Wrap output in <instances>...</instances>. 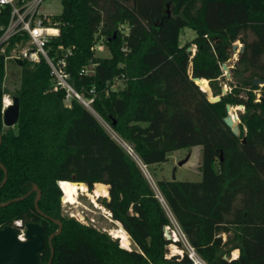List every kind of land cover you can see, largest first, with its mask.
<instances>
[{"label": "trees", "instance_id": "obj_1", "mask_svg": "<svg viewBox=\"0 0 264 264\" xmlns=\"http://www.w3.org/2000/svg\"><path fill=\"white\" fill-rule=\"evenodd\" d=\"M59 3L51 17L59 33L50 44L70 50L68 82L91 98L90 110L74 97L64 103V91L54 87L43 60L24 62L14 71L11 94L18 100L17 119L3 127L6 73L0 56V204L8 201L0 205V228L40 222L37 264L47 263L50 249L49 264H194L179 240L163 236L168 211L204 264H264V87L251 84L264 80V0ZM183 28L194 36L180 45ZM236 40L242 50L225 79L220 66ZM99 44L108 56L95 55ZM84 68L89 71L81 73ZM191 77L206 81L218 100L209 101ZM115 81L121 86L112 87ZM226 105L242 107L237 134L223 121ZM191 146L201 149L199 180L158 178L160 201L139 163L159 164ZM3 177L0 168V182ZM56 181L82 182L88 192L96 183L106 185L107 198L96 201L134 248L62 215ZM56 220L60 230L48 243ZM171 243L180 255H167ZM234 249L238 254L230 258Z\"/></svg>", "mask_w": 264, "mask_h": 264}, {"label": "built area", "instance_id": "obj_2", "mask_svg": "<svg viewBox=\"0 0 264 264\" xmlns=\"http://www.w3.org/2000/svg\"><path fill=\"white\" fill-rule=\"evenodd\" d=\"M43 1L0 0V56L3 71L4 73L16 72L20 70L24 62L38 63L43 60L47 65L48 74L54 87L64 91V103L68 105L69 99L74 97L90 110L91 98H83L68 82V73L65 67L70 50L68 48H53L50 44L51 40L58 36L59 30L51 20L53 14L47 13L41 7ZM88 71L87 68H84L81 73ZM89 92L91 93L92 89ZM4 106L2 103V108ZM126 148L131 153L130 149ZM142 166L144 167V165ZM107 213L108 216L105 218L111 219L110 213L108 211ZM75 214L70 213L69 216L80 223H87L82 213ZM88 221L92 222V219L89 218ZM14 225L20 227V221H14ZM22 236L23 234L20 232L18 234L20 240H23ZM189 249L190 255L193 250L190 247ZM189 258L192 259L191 256Z\"/></svg>", "mask_w": 264, "mask_h": 264}, {"label": "rangeland", "instance_id": "obj_3", "mask_svg": "<svg viewBox=\"0 0 264 264\" xmlns=\"http://www.w3.org/2000/svg\"><path fill=\"white\" fill-rule=\"evenodd\" d=\"M41 7L43 8L44 11H46L49 14H57L60 11V3L59 0H44L41 4ZM194 36V32L191 29L188 28H183L182 32L180 33L178 37V42L180 45L184 44L185 42L189 41L192 37ZM233 44H235V52H230L229 58L224 62L227 70H228V76L227 78L224 77L225 79H229V68L232 66V63L235 61L237 52L236 50L238 49V46L241 45L239 41H235ZM102 47L103 48V53H107L105 48L103 47L102 44H99L95 46V55L102 57L103 53L98 51V49ZM191 50V53L193 51V47H189ZM102 53V54H101ZM108 55V54H107ZM221 68V67H220ZM224 74V71H223ZM3 86L6 89L5 94L3 95L4 98H8L10 101L11 94L13 90L17 86V76L14 71L7 72L4 77L3 81ZM121 82L120 81H115L112 85V87H120ZM204 88L207 89V83L204 81ZM209 93V90H208ZM207 93V94H208ZM255 97H259L261 92L260 90H255ZM3 97H2V103H3ZM238 110H241V107L235 106L231 107V112L232 114L236 113ZM100 121V120H99ZM237 123V120H235ZM100 124L102 127L107 131V133L120 142L116 136L113 134V132L109 129V127L100 121ZM121 143V142H120ZM122 144V143H121ZM124 145V144H122ZM183 161V162H182ZM201 161V149L200 146H191L186 149H179L175 150L167 155V159L159 164H153V165H148V166H142L139 163L140 169L143 173V175L146 177L148 180L150 186L154 190L155 194L159 197L158 191L155 186V181L158 178H163L165 180H172V176L174 177V180H179V181H197L199 180V171H198V166ZM181 162V163H180ZM60 190V189H59ZM92 192V191H91ZM90 192V193H91ZM61 193V191H60ZM62 195V194H61ZM59 199V205H60V213L64 216L70 217V213H76L79 215L82 213L84 215V218L86 219V224L94 226L96 229L100 231L106 232L110 237H113L109 234V229L115 228V225L113 224V220L107 217V213L103 212L102 209H99L101 207L95 198L96 204L92 201L89 195L84 194L83 192H77L75 196V202L73 203H64L61 200V196ZM160 198V197H159ZM82 211V212H80ZM168 219L170 221V225L166 226L168 228V232L171 234L172 232H175L177 235V240L181 243L182 247L184 250L187 252L188 257L192 256V254L189 255V246L187 245L183 235L181 234L177 224L171 217V215L166 211ZM75 214V215H76ZM89 218L92 219V222H89ZM23 231V228L19 229V233ZM223 238L225 235L222 236ZM174 238L171 237V240ZM118 245L120 246V240H118ZM129 249H133L134 246L131 244L128 247ZM177 249L179 251L174 250ZM127 249V248H125ZM128 249V250H129ZM178 253L179 255L182 253V250H180L175 244L171 243L167 246V255H172ZM233 256V253H230V256ZM192 259L194 260V264H204L201 262L197 256H193Z\"/></svg>", "mask_w": 264, "mask_h": 264}, {"label": "water", "instance_id": "obj_4", "mask_svg": "<svg viewBox=\"0 0 264 264\" xmlns=\"http://www.w3.org/2000/svg\"><path fill=\"white\" fill-rule=\"evenodd\" d=\"M235 46H236L235 44H232L229 47L231 52H235ZM241 50H242V46L239 45L236 52L238 53ZM186 51H190V48L187 47ZM220 67H221V70L224 71V74H223L224 77L227 78L228 70L225 64L222 63ZM191 80L198 86L197 81L200 80L199 78L191 77ZM251 84L254 86L258 85V86L264 87V80L254 78ZM220 91L221 93H224L225 88L222 87ZM208 100L216 101L218 100V96L212 97L211 99H208ZM239 107H241V105H239ZM225 110H226V116L224 117L223 121L225 125L228 126L234 134H237L238 133L237 126L235 129L231 127L232 119L229 114L231 107L229 105H226ZM17 115H18V100H17V97L11 96L10 102L6 104L1 110L2 126L5 128L13 126L14 123L16 122ZM233 120H237L236 113L233 114ZM241 141H243V139ZM0 168H2L3 173H4V177L0 182V186H1L3 182L5 181V170L3 169L1 165H0ZM173 178L174 177L172 176V179ZM71 182L80 183L78 181H71ZM56 184L58 186V181H56ZM37 196H38V193L34 199V204L36 202ZM20 198L22 197H18L12 200H17ZM7 202L1 203L0 205H4ZM55 223L57 224V230L48 235L47 237L48 243L50 241V238L60 230V223L57 220L55 221ZM43 232H44V228L40 222L38 221L27 222L24 224L23 231H22V234H23L22 237L24 238V240H20L18 237L19 232L16 229L15 225H4L3 227H1L0 228V264H37L38 263L37 252L41 249L43 245ZM162 232H163V236L165 239L171 240V234L168 232V228L166 226L162 228ZM171 241H175V240H171ZM51 256H52V250L50 249L49 259L46 264L50 263Z\"/></svg>", "mask_w": 264, "mask_h": 264}, {"label": "bare ground", "instance_id": "obj_5", "mask_svg": "<svg viewBox=\"0 0 264 264\" xmlns=\"http://www.w3.org/2000/svg\"><path fill=\"white\" fill-rule=\"evenodd\" d=\"M225 69V68H224ZM227 73V72H226ZM198 86L200 87V89H202V87H204V82L203 79H200L199 81H197ZM202 86V87H201ZM203 90V89H202ZM208 93V88L206 90H204ZM208 99H211L212 97L209 95V93L207 94ZM10 101L8 98H4L3 97V104L6 105L8 104ZM230 117L232 119V125L231 127L233 129L236 128V121L233 120V114L230 111ZM58 186L62 192V201L63 202H70L73 203L75 202V196L77 194V192H83L86 195H89L90 198L92 199V201L96 204L95 198L99 197L100 195H106V190L103 184L101 183H96L94 185V188L92 190V192H88L85 185L83 183H75V182H71V181H58ZM99 209H102L103 212L107 211L103 208V207H99ZM108 215V213H107ZM113 222V221H112ZM109 233L114 237L117 238L118 240H120V247L123 248H127L129 249V239L128 236L126 235V233L124 232L123 229H121V227L118 225L115 228L109 229ZM171 237L174 238L173 240H177V235L175 232L171 233ZM24 240V238H23ZM175 251H179L177 249L174 248ZM236 254V252H234V255ZM195 254L193 253V255L191 256V258L194 256ZM196 256V255H195Z\"/></svg>", "mask_w": 264, "mask_h": 264}, {"label": "crops", "instance_id": "obj_6", "mask_svg": "<svg viewBox=\"0 0 264 264\" xmlns=\"http://www.w3.org/2000/svg\"><path fill=\"white\" fill-rule=\"evenodd\" d=\"M104 47V46H103ZM105 48V47H104ZM105 50L107 51V49L105 48ZM98 51H100V52H102L103 51V48L102 47H100L99 49H98ZM103 53V52H102ZM101 53V54H102ZM108 54V51H107V53L105 54V53H103V56L102 57H106V56H108L107 55ZM104 185V184H103ZM104 187H105V190H106V195H100V196H103V197H106L107 198V186L106 185H104ZM113 224L115 225V227H117L118 225L121 227V225L117 222V221H113ZM121 229H122V227H121ZM125 232V231H124ZM126 233V232H125ZM110 234V233H109ZM111 235V234H110ZM127 235V234H126ZM224 234H222V236H223ZM112 236V235H111ZM128 236V235H127ZM223 238V237H222ZM128 239H129V237H128ZM224 239V238H223ZM129 242H130V240H129ZM234 252H236V254L234 255ZM230 253H233V256L231 255L230 256V258H235L236 256H237V254H238V251L236 250V249H234V250H232Z\"/></svg>", "mask_w": 264, "mask_h": 264}]
</instances>
